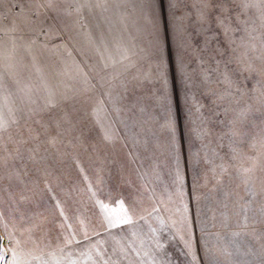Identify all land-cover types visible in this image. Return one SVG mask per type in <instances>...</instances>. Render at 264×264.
Masks as SVG:
<instances>
[{"label": "rangeland", "instance_id": "374dc122", "mask_svg": "<svg viewBox=\"0 0 264 264\" xmlns=\"http://www.w3.org/2000/svg\"><path fill=\"white\" fill-rule=\"evenodd\" d=\"M259 5L0 0V264H264Z\"/></svg>", "mask_w": 264, "mask_h": 264}, {"label": "trees", "instance_id": "16d2710c", "mask_svg": "<svg viewBox=\"0 0 264 264\" xmlns=\"http://www.w3.org/2000/svg\"><path fill=\"white\" fill-rule=\"evenodd\" d=\"M259 2V6L256 7L254 10L250 9L247 11V7L245 6L244 7V13L242 14L243 16H249V17H253L254 19L252 20V24L253 25H260V24H264V0H258ZM248 14V15H247ZM261 33L259 31H256L255 32V37H256V40H255V46H257V48H253V52L255 54V56L258 58L260 57L262 54H264V29H260ZM240 56L241 58L243 59V55L242 53L240 52ZM254 62V61H253ZM254 69L256 68L257 69V65L253 66ZM232 68V67H231ZM232 71V70H231ZM233 72V71H232ZM255 80L256 81H259L258 79V76L255 77ZM237 82H238V87H240V85H242L243 83L240 82L238 79H237ZM236 89V87L234 88ZM239 97H240V94H238L236 96L237 98V104H238V110H237V113L240 111L241 112V108H240V103H239ZM228 100V99H227ZM229 101V100H228ZM208 106V105H207ZM244 106V105H243ZM205 110L208 109V107H205L204 108ZM232 114H235L234 112H231ZM230 114V113H229ZM218 122L220 124H224L226 123V116H227V112H224V111H221L219 114H218ZM243 142H245V140H243ZM241 146H244L245 148V145H246V142L245 144H242V142L240 143Z\"/></svg>", "mask_w": 264, "mask_h": 264}, {"label": "snow or ice", "instance_id": "6c2138e0", "mask_svg": "<svg viewBox=\"0 0 264 264\" xmlns=\"http://www.w3.org/2000/svg\"><path fill=\"white\" fill-rule=\"evenodd\" d=\"M105 207H107V206H105ZM129 222H130L129 220L122 221V223H129Z\"/></svg>", "mask_w": 264, "mask_h": 264}, {"label": "bare ground", "instance_id": "6f19581e", "mask_svg": "<svg viewBox=\"0 0 264 264\" xmlns=\"http://www.w3.org/2000/svg\"><path fill=\"white\" fill-rule=\"evenodd\" d=\"M193 74V73H192ZM198 96V95H197ZM197 99V98H196Z\"/></svg>", "mask_w": 264, "mask_h": 264}]
</instances>
